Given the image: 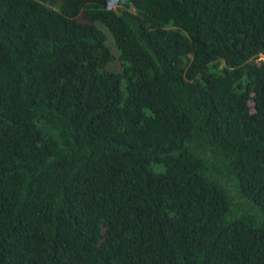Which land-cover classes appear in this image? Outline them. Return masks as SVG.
Listing matches in <instances>:
<instances>
[{"label": "trees", "instance_id": "trees-1", "mask_svg": "<svg viewBox=\"0 0 264 264\" xmlns=\"http://www.w3.org/2000/svg\"><path fill=\"white\" fill-rule=\"evenodd\" d=\"M0 264H264V0H0Z\"/></svg>", "mask_w": 264, "mask_h": 264}]
</instances>
